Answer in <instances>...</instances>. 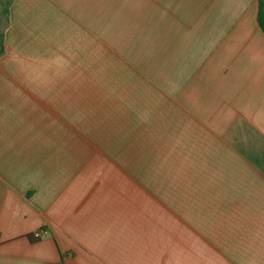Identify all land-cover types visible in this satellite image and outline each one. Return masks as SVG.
Listing matches in <instances>:
<instances>
[{"label": "crops", "instance_id": "1", "mask_svg": "<svg viewBox=\"0 0 264 264\" xmlns=\"http://www.w3.org/2000/svg\"><path fill=\"white\" fill-rule=\"evenodd\" d=\"M9 1L0 264H264V0Z\"/></svg>", "mask_w": 264, "mask_h": 264}, {"label": "trees", "instance_id": "2", "mask_svg": "<svg viewBox=\"0 0 264 264\" xmlns=\"http://www.w3.org/2000/svg\"><path fill=\"white\" fill-rule=\"evenodd\" d=\"M9 2L10 1L8 0L3 7L4 8L3 9L4 16L7 15ZM257 23H258V26L261 29V31L264 33V9H263V6L261 4L259 6L258 13H257ZM1 42H2V37L0 35V53H2ZM64 259H65L64 255H61L60 261L57 264H64Z\"/></svg>", "mask_w": 264, "mask_h": 264}, {"label": "rangeland", "instance_id": "3", "mask_svg": "<svg viewBox=\"0 0 264 264\" xmlns=\"http://www.w3.org/2000/svg\"><path fill=\"white\" fill-rule=\"evenodd\" d=\"M6 0H0V29H1V27H2V25H3V22H4V14H3V3L5 2Z\"/></svg>", "mask_w": 264, "mask_h": 264}]
</instances>
